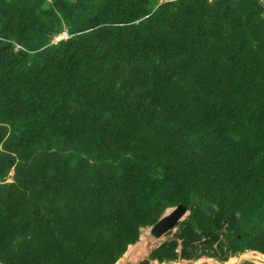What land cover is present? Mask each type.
Segmentation results:
<instances>
[{"label": "trees", "instance_id": "1", "mask_svg": "<svg viewBox=\"0 0 264 264\" xmlns=\"http://www.w3.org/2000/svg\"><path fill=\"white\" fill-rule=\"evenodd\" d=\"M181 202L138 264L264 253V2L0 0V264H116Z\"/></svg>", "mask_w": 264, "mask_h": 264}, {"label": "rangeland", "instance_id": "2", "mask_svg": "<svg viewBox=\"0 0 264 264\" xmlns=\"http://www.w3.org/2000/svg\"><path fill=\"white\" fill-rule=\"evenodd\" d=\"M67 36L66 33H63V34H59L57 36L54 37V41H57L59 40L60 38L62 37H65ZM12 174V172H11ZM11 178H8V180H10ZM178 227L173 229V230H170L168 231L167 233H165L164 235H162L163 237H161L160 239L158 238V240L152 238V236H150V227H145L143 229H141L140 231V238H139V241H141L143 235H145L144 233H146V237L144 238V240H142L145 244V246L149 247L148 248V251L144 248V250L146 251V254H144L143 256L141 257H137V254H140L142 253L140 251V249L143 247L141 244H137L136 242V245L135 247L133 248L134 250L132 251V253L130 255H125V252H127V250L121 255L120 259H118L116 261V264H138V262L142 259H146L148 257V254H149V251L154 248L157 244L159 243H162L163 241L165 240H168V239H171L174 237V233L177 231ZM153 240H156V241H153ZM155 243H157L155 245ZM132 250V249H131ZM236 255H240L239 253H237ZM151 263L153 264H204V263H210V264H226L225 261H221V260H218L216 258H213V259H208L207 256H202L200 258H190V259H186V258H178L177 260H172V261H164V262H157L156 260H151ZM231 264V263H229ZM233 264H259V263H253L251 260L247 259L246 257H241L240 256V259L239 261H237L236 263H233Z\"/></svg>", "mask_w": 264, "mask_h": 264}, {"label": "water", "instance_id": "3", "mask_svg": "<svg viewBox=\"0 0 264 264\" xmlns=\"http://www.w3.org/2000/svg\"><path fill=\"white\" fill-rule=\"evenodd\" d=\"M190 213L188 206L185 203H179L175 206L167 208L159 219L150 227V235L153 238H160L170 230L178 227L181 220L186 218ZM158 244L156 245V247ZM151 251V250H150ZM149 251V253H150Z\"/></svg>", "mask_w": 264, "mask_h": 264}, {"label": "bare ground", "instance_id": "4", "mask_svg": "<svg viewBox=\"0 0 264 264\" xmlns=\"http://www.w3.org/2000/svg\"><path fill=\"white\" fill-rule=\"evenodd\" d=\"M145 235H143V237H142V239H141V241H139L138 240V242H137V244L139 243V244H141L143 247L140 249V251L142 252V253H140V254H137V257H136V259L138 258V257H141V256H143L144 254H146V251L144 250V248L148 251V248L149 247H147V246H145V244H144V242L142 241V240H144V238L146 237V233H144ZM161 237H163V236H161ZM160 237V238H161ZM153 238V237H152ZM159 238V239H160ZM154 239H156V238H154ZM156 240H158V238L156 239ZM156 240H153V241H156ZM157 242V241H156ZM157 243H155V245H156ZM135 245H136V242L135 243H132V244H130L129 246H128V250H127V252H125V255H130L131 253H132V251L134 250L133 248L135 247ZM145 246V247H144ZM132 249V250H131ZM240 256L241 257H246L247 259H249V260H251L253 263L255 262V263H259V264H264V253H262V252H260V251H257V250H246L245 252H243V253H240V255H236V256H230L225 262H226V264H229V263H231V264H233V263H236L237 261H239V259H240ZM209 260L210 259H213L212 257H207Z\"/></svg>", "mask_w": 264, "mask_h": 264}, {"label": "clouds", "instance_id": "5", "mask_svg": "<svg viewBox=\"0 0 264 264\" xmlns=\"http://www.w3.org/2000/svg\"><path fill=\"white\" fill-rule=\"evenodd\" d=\"M163 213H164V212H163ZM150 226H151V225H150ZM147 227H149V226H147ZM144 228H145V227H144ZM142 229H143V228H142ZM149 233H150V232H149ZM150 236H151V235H150ZM139 238H140V236H139ZM138 240H139V239H138ZM159 244H160V243H159ZM159 244H158V245H159ZM155 247H156V246H155ZM155 247H154V248H155ZM152 249H153V248H152ZM152 249H151V250H152ZM148 255H149V254H148ZM201 257H202V256H201ZM212 258H213V257H212ZM156 261H157V260H156ZM157 262L159 263V261H157ZM152 264H153V263H152Z\"/></svg>", "mask_w": 264, "mask_h": 264}, {"label": "crops", "instance_id": "6", "mask_svg": "<svg viewBox=\"0 0 264 264\" xmlns=\"http://www.w3.org/2000/svg\"><path fill=\"white\" fill-rule=\"evenodd\" d=\"M239 254H240V253H239ZM230 256H232V255H230ZM230 256H229V257H230ZM234 256H236V255H234Z\"/></svg>", "mask_w": 264, "mask_h": 264}, {"label": "built area", "instance_id": "7", "mask_svg": "<svg viewBox=\"0 0 264 264\" xmlns=\"http://www.w3.org/2000/svg\"><path fill=\"white\" fill-rule=\"evenodd\" d=\"M261 1H263V2H264V0H261Z\"/></svg>", "mask_w": 264, "mask_h": 264}]
</instances>
